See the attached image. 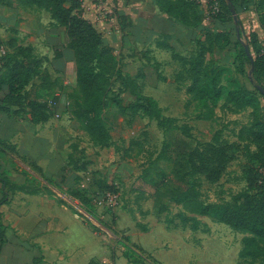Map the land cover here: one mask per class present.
Masks as SVG:
<instances>
[{"label": "rangeland", "instance_id": "1", "mask_svg": "<svg viewBox=\"0 0 264 264\" xmlns=\"http://www.w3.org/2000/svg\"><path fill=\"white\" fill-rule=\"evenodd\" d=\"M218 2L219 0H205L203 3L207 11L204 23L210 29L219 25L212 18L213 12L217 11L214 9L219 7ZM255 2L256 0H239L238 12L231 17L228 16V24L235 40L238 35L233 26L236 22L235 18L240 19L244 30L241 42L249 47L254 60L264 49V31L259 24V13L256 12ZM14 4L18 7L24 5L19 0ZM96 4L95 9L98 13L90 20L100 28L99 30L113 33L118 27L115 22V13L119 7L118 0H102ZM44 18L45 21L49 20L47 14ZM19 21H21L20 25L6 31L9 34L8 39L18 37L19 43L35 47L34 51L37 55H47L44 57L48 59L57 54L55 49L43 47L42 39H39L34 46L28 44L26 39L29 41L33 36L27 31L31 22L29 19L26 24H23V20ZM124 23L126 24V21ZM252 34H256L258 43H255ZM124 41L131 43V52L136 54V57L142 54L148 57L150 50L144 54V51L149 49L147 43H144L145 46L139 43L141 44L139 47L143 49L141 51L135 43H132L130 35H124ZM191 48L193 49L188 57L197 51L195 43ZM177 50L180 51L181 48ZM153 52L156 55L155 59L144 60L148 59L150 63H145L140 57L139 62L134 61L128 66V70L144 75L138 81L140 92L155 99L163 111V117L173 119V125L164 131L155 121L142 114L134 117L131 114L123 116L112 106L104 114L113 135V144L108 148L95 147L81 124L72 115L77 100L74 91L69 86H64L62 80L63 77H71V72L67 73V70L65 73L55 72L52 64L45 65L51 69L52 77H62L55 83V93L47 97V101L50 102L58 95L59 105L62 106L56 113L59 117L55 115L39 132L44 144L50 149L48 157L40 162V167L44 172L49 171L50 177L53 175L47 179L48 183L47 181L43 183L55 196L53 195V198L52 195H45L56 202L64 201L68 206L60 204L61 208L91 229L99 241V255L105 262L102 264H116L124 250V243L144 257V264H257L243 255L245 242L248 238H252L264 250V239L213 216L196 213L168 196L158 195L162 203L168 206V211L160 213L154 209L155 190L142 179L144 171L151 163L156 162L155 169L166 172L170 179L184 178L188 184H192L196 179L191 174L189 163L182 158L179 142L185 141L199 149H204L208 145L211 147L215 143L232 146L230 150L233 155L232 161L218 184L211 185L203 178L198 179L200 200L204 204H232L234 199L246 191L247 186L242 178L243 171L248 166L250 156L258 151V147L239 138L240 130L252 125L251 109L235 112L223 100L216 108V117L213 121L199 119L200 110L187 93L190 84L187 80L189 77L187 68L175 61L169 51ZM236 58L237 50L231 47L226 50H216L213 55H208L206 60H212L213 67L224 71L221 85L226 92L238 85L245 86L260 99L264 108V97L248 80L250 65L246 64L241 69ZM69 66L70 63L67 68ZM177 77H184L185 80L178 81ZM66 83H69V79H66ZM113 91L115 97L123 99L125 104L134 101V97L128 92L120 90L119 83L114 84ZM61 97L65 98L63 102ZM186 126L189 128L187 136L180 130L181 127ZM16 164L19 170L28 169L29 160L18 161ZM179 172L181 175H177ZM17 173H19L17 170L12 171V177L20 176V173ZM79 180H82L81 185L90 188L91 196L102 193L103 188L97 185L99 180L115 185L119 195L117 206L111 209L95 207L94 215L98 221L89 218L80 202L71 198L62 188L63 186L67 189L72 188ZM21 197L15 195L12 205L0 209L9 223L12 220L29 219V214H24V211L43 210L39 208V199L26 197L31 204L27 207L22 204ZM70 207L80 214L76 215ZM51 213L60 214L54 209ZM62 216L64 217L63 214ZM194 219L197 223L193 221Z\"/></svg>", "mask_w": 264, "mask_h": 264}, {"label": "trees", "instance_id": "2", "mask_svg": "<svg viewBox=\"0 0 264 264\" xmlns=\"http://www.w3.org/2000/svg\"><path fill=\"white\" fill-rule=\"evenodd\" d=\"M19 1L24 6L45 9L67 33L68 47L74 52L77 65L78 84L74 92L77 101L72 115L81 124L95 147L108 148L113 144L112 130L104 118V113L111 105L115 106L123 116L131 114L134 117L142 114L151 121H155L164 131L172 127L173 119L163 117V111L157 101L140 92L138 83L140 76L131 77L123 73L113 49L105 44L103 36L94 24L84 18L80 0ZM238 1L219 0L218 10L215 12V9H212L214 11L212 18L216 20V23L220 22L226 26L225 31L206 30L205 39L196 42L197 51L192 56L182 57L173 54V59L187 68L189 76L187 80L190 83L187 93L200 110L199 119L213 121L216 117V108L223 100L235 112L252 110V125L243 127L239 132L241 141H248L258 147V151L250 156L248 166L243 171L242 178L247 186L246 191L234 199L232 204H204L200 200L199 178L214 185L225 176L233 158L230 153L232 146L228 144L215 143L211 147L208 145L204 149H199L185 141L178 143L183 160L189 163L191 174L196 178L192 184L186 183L184 178L182 180L168 178L169 175L166 172L155 169L156 162L151 163L144 171L142 179L153 186L154 209L160 213L168 211L169 208L162 203L158 195L159 197L168 196L196 213L213 216L264 239V108L260 99L245 86L238 85L226 92L221 85L224 71L213 67L212 60H206L207 56L213 55L216 50L234 47L237 50L236 62L239 61V67L242 69L246 64L251 67L248 75L250 84L257 90L259 87L264 89V49L254 60L247 54L245 45L241 42L244 30L240 19H236L233 26L237 35L240 34V38L237 37L236 40L228 24V16L231 17L238 12ZM157 2L168 16L188 29H197L205 21L206 12L197 1L157 0ZM10 3L11 0H0L1 6H9ZM255 5L256 12L259 13L260 27L264 31V0H256ZM121 19L125 29L129 25L124 23L126 21L124 17ZM252 36L255 43H258L256 34ZM0 48L4 51V55L0 58V86L7 85L9 88V94L0 105V113L26 114L31 117L34 125L47 124L57 113L56 108L49 106V101H42L41 92L51 90L52 86L51 75L45 66L49 59L35 56L34 48L20 44L17 38L6 41L0 39ZM177 80L185 79L177 77ZM115 83L120 84L121 91L130 90L136 99L135 102L127 107L124 106L122 100L115 97V93L113 94ZM260 94L264 97L261 92ZM53 100L59 99L54 97ZM12 108H16V111ZM180 130L185 136L189 135L187 126L181 127ZM6 148L9 147L0 140V152ZM177 175H181L180 172ZM81 181L79 180L72 188L66 186L68 187L66 194L79 201L85 213L98 221L94 215L95 207H98L94 203V198L106 192L117 193L116 186L99 180L97 185L103 188L102 193L91 196L90 188L81 187ZM0 183L5 197L10 191L19 188L11 184L3 173H0ZM59 202L66 205L62 200ZM73 211L78 214L77 211ZM193 221L197 223V220ZM4 234L0 223V245L4 243ZM124 244L125 258L133 264L145 263L140 253L134 251L127 243ZM243 255L251 258L253 263L264 264V250L252 238L246 240Z\"/></svg>", "mask_w": 264, "mask_h": 264}, {"label": "crops", "instance_id": "3", "mask_svg": "<svg viewBox=\"0 0 264 264\" xmlns=\"http://www.w3.org/2000/svg\"><path fill=\"white\" fill-rule=\"evenodd\" d=\"M15 1L11 0L9 6L0 5V39L3 41L8 40L9 34L6 31L9 28H15L20 25L21 21L19 20H23V24H26L29 19L31 23L27 31L33 36L29 41L26 39V42L34 46L39 39H42L43 47L51 50L55 49L57 52L55 56L49 57L48 62L49 65L52 64L55 72L65 73L66 70L67 73L71 72V77H63L64 79L62 77H52L51 69L47 67L51 75L52 86L51 90L41 92L42 101H47V97L55 93L57 80L60 81L62 79L64 86H69L75 92L78 84L77 65L74 52L68 47L69 38L67 33L45 9L24 5H22L23 7H18L14 4ZM98 1L102 0H80L84 18L90 22H92L90 18L98 13L95 9ZM194 1L200 3L202 9L204 8L203 3L205 0ZM118 6V10L115 13V22L118 27L114 29L113 33L99 30L100 28L92 23L103 36L105 44L113 49L121 68L122 66L125 67L124 69L122 68L123 73L131 77H144L143 74L140 75L138 72L129 71L128 66L133 64L134 61L139 62L140 57L143 61L146 58L155 59L156 55L152 51L165 50L171 52L172 57L173 54L188 57L187 55L193 49L191 48L193 43H195L197 49L196 42L205 39L206 30L225 31V26L220 22H217L219 25L216 28L210 29L203 22L202 26L197 29H188L174 18L168 16L161 9L157 0H118ZM204 10L207 12L205 8ZM46 14L49 16L48 21H45L46 19L44 18ZM121 17H124L126 24L128 23L129 25L125 29H123L124 24ZM120 25L122 26V33ZM124 35H130L132 43H135L137 48H140L139 45L142 43L144 46L146 45L144 43H147L149 49H146L144 54L148 50H150L151 54L149 52L148 57H144L143 54L138 56L139 58L136 57V54L131 52V43L124 41ZM177 48H181L180 51L182 52L177 50ZM140 50L142 51L143 49L140 48ZM2 54L3 52L0 48V57ZM34 54L37 57L47 56L37 55L35 51ZM148 59L144 61L147 64L150 63ZM68 63H70V68H67ZM158 63L160 64V61ZM66 79H69L68 84ZM125 92L134 97L130 90L125 89ZM8 94V86H0V105ZM56 97L59 99L58 95ZM64 99L61 97V102ZM135 100L134 97V101L129 102V104H125L123 99L122 102L127 107L134 103ZM112 106L109 108H112ZM61 107L59 105L56 108V112L59 109L61 110ZM12 110L16 111V108H12ZM44 125H34L31 122V117L26 114L11 115L0 113V140L9 147L0 152V173L5 174L11 184L19 187L14 191H10L8 196L5 197L3 186L0 183V209L3 206L12 205L15 195H21L22 204L27 207L31 204L26 197L37 198L40 200L39 208L43 209L41 211L33 210L32 212H29L30 210L24 211V214H29V219L12 220L11 223H9L7 218H4L3 212L0 210V223L5 233L4 243L0 245V264H102L104 261L99 255V241L95 238L96 236L91 229L63 210L59 201L56 202L45 195H52L53 193L43 183L53 177V175L50 177L49 171L44 172L43 168L40 167V162L48 157L50 152V149L44 144L43 137L39 134L40 129ZM27 160H29L28 169L20 168L19 170V166L17 167L16 163ZM14 170H17L20 176H14L13 178L11 173ZM15 173L13 172V174ZM53 209L60 214L52 215L51 210ZM125 251L126 247L124 246V250L119 255L116 264H133L124 257Z\"/></svg>", "mask_w": 264, "mask_h": 264}, {"label": "built area", "instance_id": "4", "mask_svg": "<svg viewBox=\"0 0 264 264\" xmlns=\"http://www.w3.org/2000/svg\"><path fill=\"white\" fill-rule=\"evenodd\" d=\"M218 10V9H215ZM2 52L4 54V51L2 49ZM59 105V100H52L49 102V106L52 108H57ZM56 117H59V115H56ZM81 187L83 188H88L85 185H81ZM64 192L66 193L67 188L63 187ZM62 190V191H63ZM118 200H119V195L117 193H113V192H106L102 195H98L97 197L94 198V203L98 206V207H103V208H115L118 204ZM81 204V203H80ZM67 206V205H66ZM82 207V205H81ZM83 209V208H82ZM85 212V211H84ZM80 213L78 212V214L76 213V215H79ZM86 214V213H85ZM89 218H91L88 214H86ZM84 216V215H83Z\"/></svg>", "mask_w": 264, "mask_h": 264}, {"label": "water", "instance_id": "5", "mask_svg": "<svg viewBox=\"0 0 264 264\" xmlns=\"http://www.w3.org/2000/svg\"><path fill=\"white\" fill-rule=\"evenodd\" d=\"M234 15H235V13H234ZM235 20H236V18H235ZM238 37L240 38V34L239 33H238ZM245 49H246L247 54L251 55L249 47L245 46ZM258 90L264 95V89L262 87H259Z\"/></svg>", "mask_w": 264, "mask_h": 264}]
</instances>
